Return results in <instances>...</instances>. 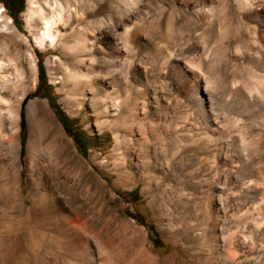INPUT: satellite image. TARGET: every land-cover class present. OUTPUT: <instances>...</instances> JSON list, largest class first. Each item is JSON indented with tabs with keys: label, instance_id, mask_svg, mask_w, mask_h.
Instances as JSON below:
<instances>
[{
	"label": "rangeland",
	"instance_id": "1",
	"mask_svg": "<svg viewBox=\"0 0 264 264\" xmlns=\"http://www.w3.org/2000/svg\"><path fill=\"white\" fill-rule=\"evenodd\" d=\"M91 1L24 0L22 11L15 19L16 25L0 4L2 15L7 22H10L14 30H12V35L16 37V43L23 51V57L20 60L23 67V74L20 77L21 85L14 92V96L21 98L20 103L25 96L27 98L22 108V117L19 114L20 104L17 107V131L13 134V138L19 142V147L20 142L22 143L23 150L22 155L19 153L18 166L21 195L24 196L28 192L25 156L30 116L34 125L40 123L48 125L50 129L43 143L56 135L70 147L78 160L88 163L90 172L93 175L96 174L103 184L102 194L112 212L118 218L132 223L136 228L143 229V232L147 234V246L152 248L153 254L170 255L174 251V244L167 240L158 229L157 218L161 217H158L155 212L154 207L157 204L153 202L154 192L156 193L153 190L159 180V175L153 165H150L144 172L133 165L134 161L147 158L148 152L135 153L128 144L129 131H134L135 136L139 133L144 134L143 136L151 140L154 137L149 134L150 126L157 122L173 126L189 119L188 121L194 123L198 121L201 124L203 119L201 114H198L200 112L196 110L197 101L194 94L197 82H200L202 76L208 78L207 87L215 95L213 96L214 112L221 116L225 114V109L233 105L230 97L231 89L224 88L219 73L227 63L229 64L228 80L231 81L229 83L235 82L249 86L246 81V72L241 67L243 59H241L240 45L243 42L242 36L246 35L243 34L246 30L254 35V39L256 37L258 40L261 39L264 17L255 15V11L252 12V16L242 10L233 11L232 7L225 8L223 3L215 0L209 14L199 15L200 21L192 19L185 23L182 9L186 4L190 7L201 8L202 4L198 0H96L94 4ZM255 5L257 8L258 4L251 3L253 8ZM262 5L264 9V3ZM94 10H99V12L93 15ZM246 15L250 16L248 21L244 19L241 23L236 19ZM52 16L56 19L53 31H51L55 40L53 43L45 41L43 48H36L31 42V35L41 31L42 21ZM254 31L255 34H253ZM162 48L170 54L167 62L160 61L158 52L160 53ZM196 51H198L197 56H193ZM28 54L32 55V60L28 59ZM199 54L207 63V67L197 71L194 66L198 63ZM187 55L194 60L195 63L192 66L194 69H190L188 64L184 65L179 61L181 57ZM38 63L43 68L46 84L51 87V100L54 101L59 111L75 122L71 130L95 138L94 146L83 149L84 155L76 150L72 139L64 132L47 100L43 97L44 89L32 95L38 84ZM31 64L32 67H30ZM51 64H55L54 69ZM187 69L191 73H188ZM70 73L76 74L79 78L75 86L70 80ZM17 79L18 76L11 69L1 72L0 91L6 86L18 83ZM9 96L10 91L6 94V97ZM189 98H192L193 104L191 105L188 104ZM30 102H34L32 108H29ZM244 107L245 105H242L239 109L241 115H235L236 117L234 116L232 120L222 123L223 125L226 123L224 129L232 140V149L229 147L233 153L232 158H236L237 150L246 149L247 144L251 143V135L248 134L247 127L259 119L256 110L248 105ZM185 108H188V112L181 116L182 109ZM20 119L23 121L21 128L19 127ZM232 122L236 123L232 126ZM237 126L242 128V131H238ZM204 131L208 137L216 139L215 131L211 129ZM238 132H242L240 136ZM179 137L176 136L175 141ZM255 154L253 153V159L256 162ZM62 173V169L58 168L56 172L58 177L55 176L58 188L60 186L59 189L62 190V183L66 181L71 185L76 196L81 199L85 198L88 202L89 198L73 175L74 172L66 176ZM143 174L146 176L144 180L142 179ZM118 182L122 185L114 187V184ZM145 182L150 184L149 190ZM24 203L28 204V201L24 200ZM94 207L95 209L89 208L84 218H103L106 215L105 212L102 215L99 213L98 207L100 206ZM13 215L17 218H24L19 211L14 210L11 213L8 204L3 203L0 198V218H9ZM240 215L242 218H229V230L234 233L240 229V227H233L236 221H240L243 225L247 223L239 238L243 242V253L251 255L257 249L259 251L262 245L261 242L252 240V227L256 212L248 206H243L236 217ZM35 218L52 217L48 212L44 216L40 215ZM17 231L23 237L30 235V249L36 258V264H56L53 250L46 243L45 246L42 245L32 230L20 224ZM37 247L39 248L36 249ZM253 249H255L254 252H252ZM25 252V247L17 249L14 264H23L21 257ZM45 254H48L47 259L43 258Z\"/></svg>",
	"mask_w": 264,
	"mask_h": 264
},
{
	"label": "bare ground",
	"instance_id": "2",
	"mask_svg": "<svg viewBox=\"0 0 264 264\" xmlns=\"http://www.w3.org/2000/svg\"><path fill=\"white\" fill-rule=\"evenodd\" d=\"M95 1L91 2L94 4ZM198 1L202 4L201 8L186 4L182 9L185 23L192 19L200 21L199 15L209 14L215 3V0ZM218 2L223 3L225 8L232 7L233 11L242 10L251 16L255 11V15L264 17L262 8L264 0H218ZM251 3L258 4V7L255 5L254 9ZM95 10L93 15L99 12ZM249 18L250 16L246 15L236 19L242 23L244 19L248 21ZM55 20L53 16L48 17L42 21L41 31L31 35V42L36 48H43L45 41L53 43L55 38L52 37L51 31ZM9 23L4 19L0 9V73L11 69L18 76V83L5 85L6 87L0 91V182H2L0 198L3 203L8 204L11 213L14 210L19 211L24 218H17L14 215L0 218V264H14V255L20 247L26 248L21 257L23 264H36V258L30 249L31 237L30 235L23 237L17 231L20 224L32 230L42 245L45 246L46 243L50 246L56 264H264V29L260 40L256 39L257 37L254 39V35L247 30L243 33L246 35L242 36L241 67L246 72L249 86L229 83L231 82L228 80L229 64L225 63L223 70L221 72V69L219 70L222 85L227 90L231 89L229 96L233 103L226 107L225 114L222 113L224 116L214 112L215 95L207 87L208 78L202 76L200 82H197L194 94L197 101L196 110L203 119L201 124L198 121L197 123L188 121L187 117V121L179 125L171 126L157 122L150 126L149 134L154 137L151 140L143 136L144 134L139 133L135 136L134 131H129L128 144L135 153L148 152L147 158L134 161L133 165L143 172L153 165L159 175L157 176L160 182H156L153 190L156 191L155 195L153 194V202L157 204L154 207L155 212L161 217L157 218V226L164 237L174 244L172 254L159 256L153 254L152 248L147 246V234L143 229L136 228L112 212L102 194L103 184L96 174L90 172L88 163L78 160L70 147L56 135L43 143L50 129L48 125L40 123L34 125L30 116L25 156L28 192L24 196L21 195L18 176L19 142L13 138V134L17 131V107L21 99L16 98L14 92L21 85L23 67L20 60L23 51L16 43V37L12 35L13 28ZM197 52L193 53V56H197ZM158 54L162 62H167L170 58V54L164 48L160 49ZM200 55L197 57L198 63L194 66L197 71L207 67V63ZM28 59L32 60L31 54H28ZM179 61L184 65L188 64L190 69L195 63L190 55L181 57ZM54 66L55 64H51L53 69ZM187 72L191 73L189 69ZM69 77L73 86L78 84L79 78L76 74L70 73ZM9 91L10 96L6 97ZM191 99L188 100L190 105L193 104ZM33 105L34 102H30L29 108ZM242 105H245L244 108L248 105L256 110L259 119H254L255 121L247 127L251 143L247 144L246 149L237 150L234 160L229 149L232 140L224 129L226 123L224 125L222 123L239 115ZM182 110L181 116L186 115L188 108ZM210 129L215 131L216 139H211L204 133V130ZM240 130L242 131V128L238 127V131ZM241 133L238 132V135ZM176 136L180 137L175 141ZM251 152L256 153V162ZM58 168L62 169L65 176L74 172L73 175L89 198L88 202L85 198L76 196L66 181L62 183L63 191L59 189L60 186L58 188L55 180V176L58 177L56 175ZM144 178L146 176L143 174L142 179ZM121 185L118 182L114 187ZM145 186L149 190L148 182H145ZM24 200H27L28 204L24 203ZM94 206H100L99 213L102 215L105 212L106 215L103 218H84L89 208L95 209ZM243 206H248L256 212L254 226L251 228L252 240L262 243L261 249L259 251L257 249L256 252L253 249L254 253L251 255L249 252V255L243 253V242L239 238L247 223L243 225L236 221L233 227L240 229L234 233L229 230L228 225L229 218H242L241 215L236 216ZM48 212L52 218H35ZM47 255L45 254L43 258L47 259Z\"/></svg>",
	"mask_w": 264,
	"mask_h": 264
},
{
	"label": "trees",
	"instance_id": "3",
	"mask_svg": "<svg viewBox=\"0 0 264 264\" xmlns=\"http://www.w3.org/2000/svg\"><path fill=\"white\" fill-rule=\"evenodd\" d=\"M23 1L24 0H0V4H2L4 10H6L8 16L12 19L13 24H15V19L17 14H19L22 11L23 8ZM37 79H38V84L33 91L32 95H35L38 93L40 89H44L43 97L47 100L49 107L52 109L54 112L55 116L57 117L58 121L60 122L64 132L68 137H70L76 147V150L79 151L80 154L84 155L83 149L87 147H91L95 145V138L86 136L82 133L78 132H71V128L68 125L75 124L73 120H69L64 113L58 110L57 106L55 105L54 101L51 100L50 96V90L51 87L46 84V79L44 78V72L43 68L40 63L37 64ZM27 96H25L21 103H20V116L22 117V108L23 105L26 101ZM22 119L19 121V127L21 128L22 125ZM19 153L22 155L23 150H22V143L20 142V147H19ZM137 191V190H135ZM153 233V232H152ZM154 235V233H153ZM155 236V235H154Z\"/></svg>",
	"mask_w": 264,
	"mask_h": 264
},
{
	"label": "flooded vegetation",
	"instance_id": "4",
	"mask_svg": "<svg viewBox=\"0 0 264 264\" xmlns=\"http://www.w3.org/2000/svg\"><path fill=\"white\" fill-rule=\"evenodd\" d=\"M70 128L72 127V125H68ZM71 132L75 133L76 131L74 130H70Z\"/></svg>",
	"mask_w": 264,
	"mask_h": 264
}]
</instances>
